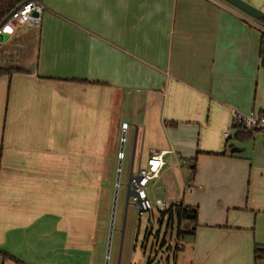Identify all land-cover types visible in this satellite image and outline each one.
Segmentation results:
<instances>
[{
	"label": "crops",
	"instance_id": "0c3cea01",
	"mask_svg": "<svg viewBox=\"0 0 264 264\" xmlns=\"http://www.w3.org/2000/svg\"><path fill=\"white\" fill-rule=\"evenodd\" d=\"M41 1V28L0 45L24 70L0 78V264H94L117 173L128 188L154 153L148 193L198 211L176 263L264 264V132L233 124L264 115V19L223 0Z\"/></svg>",
	"mask_w": 264,
	"mask_h": 264
},
{
	"label": "rangeland",
	"instance_id": "374dc122",
	"mask_svg": "<svg viewBox=\"0 0 264 264\" xmlns=\"http://www.w3.org/2000/svg\"><path fill=\"white\" fill-rule=\"evenodd\" d=\"M19 25L22 24H12L4 34L13 32ZM4 37L7 38L5 42L10 38ZM127 181L124 173L120 176L117 173L114 192L109 201L102 205L101 237L105 243L98 247L101 256L97 253L94 264H127L128 261L130 264H179L175 258L177 226L171 228L167 220L161 223L162 218L157 211L138 214L133 206V199L127 204ZM161 190L162 184H159L155 192L153 190V193H149L150 198L168 200L169 197L162 195ZM172 199H176L175 195Z\"/></svg>",
	"mask_w": 264,
	"mask_h": 264
},
{
	"label": "built area",
	"instance_id": "2783aa9c",
	"mask_svg": "<svg viewBox=\"0 0 264 264\" xmlns=\"http://www.w3.org/2000/svg\"><path fill=\"white\" fill-rule=\"evenodd\" d=\"M45 10V6L41 0H26L12 12L11 18L0 29V34L8 32L9 26L17 23L26 27L40 29ZM233 124L235 126H242L245 130L252 133L264 132V115L256 111H251L247 114L235 111L233 114ZM163 156L162 153H154L148 161L147 166L132 175L128 186L131 193L130 200L133 199L136 212L141 215L157 211L163 217L161 223L165 220L169 222L170 214L176 215L177 211L185 206L180 199H151L149 196L150 183L159 178L162 168L165 166ZM202 189L203 186L201 184L191 181L184 188V193L195 194ZM174 225L177 226L176 222Z\"/></svg>",
	"mask_w": 264,
	"mask_h": 264
},
{
	"label": "trees",
	"instance_id": "16d2710c",
	"mask_svg": "<svg viewBox=\"0 0 264 264\" xmlns=\"http://www.w3.org/2000/svg\"><path fill=\"white\" fill-rule=\"evenodd\" d=\"M26 0H0V26L3 24L5 19L23 2ZM264 19V18H263ZM262 19V20H263ZM5 25V24H4ZM4 27V26H3ZM259 57L261 59V66L264 69V33L261 35L260 47H259ZM24 72L23 69L12 67V66H1L0 65V78L3 76H12L14 73ZM237 131V136L249 140L252 138V132L245 130L242 126H235ZM163 218V217H161ZM177 224V241L178 243L187 238L194 237L196 228L198 226V211L190 206L181 207L177 211V214H170L169 216V226L174 227V223ZM179 250L177 246L176 251ZM255 259H264V250L256 247L255 248ZM7 257V256H6Z\"/></svg>",
	"mask_w": 264,
	"mask_h": 264
},
{
	"label": "water",
	"instance_id": "95a60500",
	"mask_svg": "<svg viewBox=\"0 0 264 264\" xmlns=\"http://www.w3.org/2000/svg\"><path fill=\"white\" fill-rule=\"evenodd\" d=\"M223 1H225L229 5L235 7L239 11L245 13L246 15L250 16L251 18L255 20H262L264 18V12L261 9H258L257 7L253 6L252 4H250L249 2L245 0H223ZM11 16H12V13L5 19L3 24L0 26V29L4 26V24L8 22ZM0 35H1L0 43L5 42L7 38H5L4 36H8V34H0ZM32 70H33V65H31V68L28 69V71L31 72ZM233 152H236V150H234ZM130 197H131V193L128 188V199ZM150 234H152V232H150Z\"/></svg>",
	"mask_w": 264,
	"mask_h": 264
},
{
	"label": "bare ground",
	"instance_id": "6f19581e",
	"mask_svg": "<svg viewBox=\"0 0 264 264\" xmlns=\"http://www.w3.org/2000/svg\"><path fill=\"white\" fill-rule=\"evenodd\" d=\"M10 30V29H9Z\"/></svg>",
	"mask_w": 264,
	"mask_h": 264
}]
</instances>
